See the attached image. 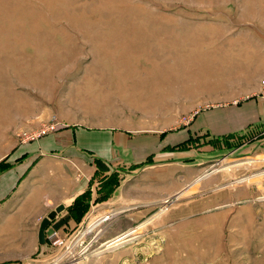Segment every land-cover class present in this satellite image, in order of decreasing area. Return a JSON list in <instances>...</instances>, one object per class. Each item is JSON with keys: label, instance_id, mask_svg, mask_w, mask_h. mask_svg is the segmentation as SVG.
Listing matches in <instances>:
<instances>
[{"label": "rangeland", "instance_id": "374dc122", "mask_svg": "<svg viewBox=\"0 0 264 264\" xmlns=\"http://www.w3.org/2000/svg\"><path fill=\"white\" fill-rule=\"evenodd\" d=\"M258 97L264 0H0V169L69 126L170 133ZM180 149L166 164L98 166L84 223L59 234L91 229L80 264H264V123ZM41 220L9 222L0 264L60 253L36 248ZM117 236L136 237L97 251Z\"/></svg>", "mask_w": 264, "mask_h": 264}, {"label": "crops", "instance_id": "0c3cea01", "mask_svg": "<svg viewBox=\"0 0 264 264\" xmlns=\"http://www.w3.org/2000/svg\"><path fill=\"white\" fill-rule=\"evenodd\" d=\"M259 122L264 123V99L258 97L201 109L186 126L170 133L69 126L45 135L14 149L13 160L0 169V221L4 223H0V233L9 228V222L33 223L63 204L64 209L45 229V237L52 229L66 235L85 221L86 205L78 200L87 187L94 186L99 165L130 167L182 160L189 149L180 145L191 136L221 138ZM48 244L46 239L39 244L37 238L36 248L42 251Z\"/></svg>", "mask_w": 264, "mask_h": 264}, {"label": "built area", "instance_id": "2783aa9c", "mask_svg": "<svg viewBox=\"0 0 264 264\" xmlns=\"http://www.w3.org/2000/svg\"><path fill=\"white\" fill-rule=\"evenodd\" d=\"M58 124L59 123L56 121L48 123L45 126L44 130H42L41 133L37 136V138L49 132L56 131L58 128ZM35 138L36 136L31 137L30 140H33ZM90 232L91 229H87L86 226L85 229L81 230L80 233H78V236L74 237V241L65 243L63 239L59 238L60 236L57 231L52 229L48 234H46L45 239L48 243L57 245L60 253L51 257L48 264H80L79 256H82L86 252L83 249L82 244L84 243L86 236L89 235Z\"/></svg>", "mask_w": 264, "mask_h": 264}, {"label": "water", "instance_id": "95a60500", "mask_svg": "<svg viewBox=\"0 0 264 264\" xmlns=\"http://www.w3.org/2000/svg\"><path fill=\"white\" fill-rule=\"evenodd\" d=\"M64 209L63 204L57 205L54 209L50 210L45 217L42 218L40 221L39 227H38V233H37V238L39 244H44L45 243V229L49 225L50 221L55 218V216L61 212ZM102 231V229H101Z\"/></svg>", "mask_w": 264, "mask_h": 264}, {"label": "bare ground", "instance_id": "6f19581e", "mask_svg": "<svg viewBox=\"0 0 264 264\" xmlns=\"http://www.w3.org/2000/svg\"><path fill=\"white\" fill-rule=\"evenodd\" d=\"M89 225V224H88ZM101 230V229H100ZM136 236H132V237H130V238H121V236H117V237H115V238H112V239H109V240H107V241H105V242H103L101 245H100V247L98 248V250L97 251H103V250H106V249H109L110 247H113V246H115V245H119V244H121V243H126V241H130L131 239H133V238H135ZM85 245H87V244H85V243H83L82 244V246H83V249L85 250V251H87V247L85 246ZM86 253V252H85Z\"/></svg>", "mask_w": 264, "mask_h": 264}]
</instances>
